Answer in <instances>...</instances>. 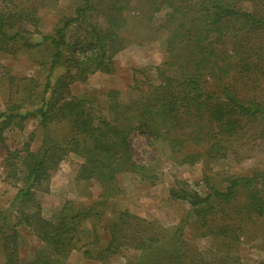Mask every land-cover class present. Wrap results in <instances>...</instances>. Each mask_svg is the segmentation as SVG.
Instances as JSON below:
<instances>
[{
  "label": "trees",
  "instance_id": "trees-1",
  "mask_svg": "<svg viewBox=\"0 0 264 264\" xmlns=\"http://www.w3.org/2000/svg\"><path fill=\"white\" fill-rule=\"evenodd\" d=\"M14 1L0 0V50L43 47L50 55L42 90L33 91L36 80L30 79L19 99L10 91L0 111V137L35 114L43 136L37 150L27 144L23 154L9 152L6 159L7 179L17 191L8 207H0L4 264H65L72 251L103 262L118 255L124 264H241L233 251L242 236L264 242L262 170L230 175L224 187L206 172L201 189L177 180L170 196L188 204L178 224L165 228L125 209L102 227L105 242L95 204L74 208L67 201L46 218L39 194L50 191L52 176L71 154L84 159L72 162L75 177L99 180L107 194L123 192L127 174L137 181L155 178L160 155L173 168L207 167L213 159L239 160L254 151L264 156V91H254L264 89V0H79L50 33L38 29L32 6ZM131 10L144 25L170 31L157 80L135 70L134 96L121 98L117 90L106 100L73 95L76 82L112 70L113 57L128 43L123 30ZM240 82L250 92H242ZM28 100H37L35 108L22 113ZM136 134L157 149L151 160L135 158ZM20 226L43 246L32 259L20 256ZM188 227L194 238L219 239L222 250L192 244Z\"/></svg>",
  "mask_w": 264,
  "mask_h": 264
},
{
  "label": "rangeland",
  "instance_id": "rangeland-1",
  "mask_svg": "<svg viewBox=\"0 0 264 264\" xmlns=\"http://www.w3.org/2000/svg\"><path fill=\"white\" fill-rule=\"evenodd\" d=\"M14 2L23 6H32L40 20L38 29L46 33L52 32L65 17L71 16L80 3L79 0H15ZM164 14L165 11H161L158 18L163 17ZM129 20L126 29L123 30V34L127 37V46L113 57L112 70H99L90 75L85 82H76L71 87L73 95L86 93L91 97L106 100L111 90H117L121 98L134 96L135 91H132L131 86L135 70L139 71L137 73L139 77L145 76L152 81L157 80L156 67L168 58L166 48L170 31L164 27L144 25L135 10L130 11ZM33 39L40 40L41 35L34 34ZM8 48L9 50H0V111L6 110L11 99H9L10 91H17L12 100L19 99L21 94L18 91L21 92L24 84L30 79L36 80V84L34 83L36 88L33 91L42 90L50 55L43 47L26 50L18 45H12ZM240 84L242 92L246 90L250 92L249 85L243 82ZM254 91L262 92L264 89ZM36 103L37 100H28L21 109L22 113L34 109ZM42 137V128L36 114L11 125L3 132L0 137V207H8L17 191L16 185L7 179L6 159L9 152L21 155L27 144L31 150H37ZM132 143L134 156L137 159L151 160L157 152V149L149 146L148 139L144 135H134ZM83 161L82 157L73 154L68 160L62 161L58 171L51 178L50 191L39 194L42 214L46 218L53 217L67 204V201L74 208L95 204L102 213L99 230L103 242L107 239L103 229L107 221L114 219L125 209L139 217L155 221L165 228L178 224L188 209V204L170 196V190L177 187V180L186 181L191 188L201 189L204 185L203 175L206 172L212 175L218 186L224 187L230 175H250L254 169L264 171V156L256 151L239 160L223 157L213 159L207 167H204L202 162H195L173 168L170 163L163 161L160 155L154 162L157 166L155 178L137 181L127 174L125 190L107 194L99 180L75 177L72 162ZM14 214L18 213L14 212ZM261 221L264 222V216ZM91 223L87 221L85 227H91ZM18 229H20V256L26 260L32 259L43 246L31 232L21 226ZM191 230L192 227L186 229V237L192 244H196L202 250L209 248L222 250L219 239H197L191 235ZM233 252L238 255L241 264H259L264 260V242L242 236ZM64 261L65 264H124L125 258L118 255L111 256L103 262L86 258L81 251H72ZM0 264H4L1 248Z\"/></svg>",
  "mask_w": 264,
  "mask_h": 264
}]
</instances>
